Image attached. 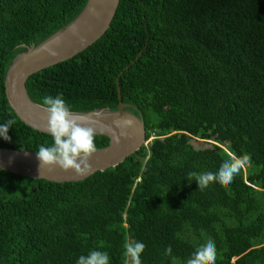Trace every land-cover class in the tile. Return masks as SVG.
Masks as SVG:
<instances>
[{"label": "trees", "instance_id": "16d2710c", "mask_svg": "<svg viewBox=\"0 0 264 264\" xmlns=\"http://www.w3.org/2000/svg\"><path fill=\"white\" fill-rule=\"evenodd\" d=\"M86 1L0 0V123L14 120L0 147L52 144L14 114L4 75L21 44L41 42ZM118 86L150 143L75 182L0 169V264H75L92 249L126 264L130 240L146 245L142 264H184L207 238L216 264H264V0H119L100 38L25 83L33 101L62 93L71 111L115 107ZM227 152L248 155L246 167L199 189L189 173L215 172Z\"/></svg>", "mask_w": 264, "mask_h": 264}, {"label": "water", "instance_id": "95a60500", "mask_svg": "<svg viewBox=\"0 0 264 264\" xmlns=\"http://www.w3.org/2000/svg\"><path fill=\"white\" fill-rule=\"evenodd\" d=\"M119 0H87L80 12L66 25L37 44L24 47L11 60L4 75L5 98L14 114L25 125L42 133H48L46 106L33 101L25 87L28 77L43 68L72 58L108 29L118 7ZM118 103L115 107L95 108L88 111H71L81 117L82 123L91 124L96 134L108 138L107 145L96 148L90 156L91 168L84 173L73 169H61L55 164L39 163L36 152L24 149L0 147V169L33 179L52 182L83 180L109 167H114L137 151L145 141L144 121L135 114L131 103L122 101L117 87ZM119 137V143L113 137Z\"/></svg>", "mask_w": 264, "mask_h": 264}, {"label": "clouds", "instance_id": "9594fccd", "mask_svg": "<svg viewBox=\"0 0 264 264\" xmlns=\"http://www.w3.org/2000/svg\"><path fill=\"white\" fill-rule=\"evenodd\" d=\"M42 103L46 106L47 130L53 142L50 146H39L36 151L39 163L55 164L61 169H73L77 173L87 172L91 168L90 156L96 151L94 142L96 128L91 124L82 123L81 117L72 115L70 105L65 101L62 93H57L55 96L46 95L42 98ZM13 124L14 120L12 119L0 123V138L5 141L10 139L8 130ZM152 138L153 136L145 138L143 144L148 145ZM113 139L119 143L118 136L114 135ZM249 159L248 155L237 156L233 152H227L215 172L199 174L193 172L189 173V177H194L201 190L213 181L229 184ZM145 247L146 245L142 241L130 240L126 242L123 253L126 264H142L140 257ZM193 249L184 264H216V247L212 239L207 238L194 242ZM171 254V246L166 247L165 255L171 256ZM75 264H110V256L107 251L92 249L87 254H81Z\"/></svg>", "mask_w": 264, "mask_h": 264}, {"label": "rangeland", "instance_id": "374dc122", "mask_svg": "<svg viewBox=\"0 0 264 264\" xmlns=\"http://www.w3.org/2000/svg\"><path fill=\"white\" fill-rule=\"evenodd\" d=\"M191 143L195 146V147H208L209 143L207 142H199V140H195V139H190ZM149 143V140L147 141ZM246 166H243V168H245Z\"/></svg>", "mask_w": 264, "mask_h": 264}]
</instances>
